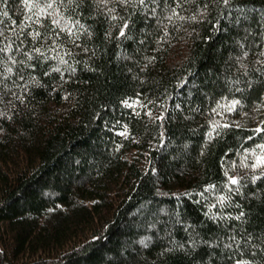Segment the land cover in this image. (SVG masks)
<instances>
[{
	"label": "trees",
	"instance_id": "obj_1",
	"mask_svg": "<svg viewBox=\"0 0 264 264\" xmlns=\"http://www.w3.org/2000/svg\"><path fill=\"white\" fill-rule=\"evenodd\" d=\"M261 160L264 0H0V264H264Z\"/></svg>",
	"mask_w": 264,
	"mask_h": 264
},
{
	"label": "rangeland",
	"instance_id": "obj_2",
	"mask_svg": "<svg viewBox=\"0 0 264 264\" xmlns=\"http://www.w3.org/2000/svg\"><path fill=\"white\" fill-rule=\"evenodd\" d=\"M128 104H130L133 107H138V106H142V105L147 106L146 104H141L140 100L138 98H133V99L129 100ZM122 134H126V132L123 131Z\"/></svg>",
	"mask_w": 264,
	"mask_h": 264
},
{
	"label": "snow or ice",
	"instance_id": "obj_3",
	"mask_svg": "<svg viewBox=\"0 0 264 264\" xmlns=\"http://www.w3.org/2000/svg\"><path fill=\"white\" fill-rule=\"evenodd\" d=\"M49 6H50V5H49ZM122 34H123V33H122ZM235 103H238V102H235ZM261 163H264V160L258 161V164H261ZM231 183H232V184H236L237 181H236L235 179H233V180L231 181Z\"/></svg>",
	"mask_w": 264,
	"mask_h": 264
}]
</instances>
